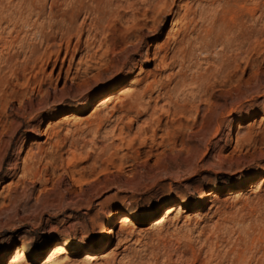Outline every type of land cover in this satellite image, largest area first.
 Masks as SVG:
<instances>
[{
    "label": "rangeland",
    "instance_id": "obj_1",
    "mask_svg": "<svg viewBox=\"0 0 264 264\" xmlns=\"http://www.w3.org/2000/svg\"><path fill=\"white\" fill-rule=\"evenodd\" d=\"M262 117L264 0H0V264H264Z\"/></svg>",
    "mask_w": 264,
    "mask_h": 264
},
{
    "label": "bare ground",
    "instance_id": "obj_2",
    "mask_svg": "<svg viewBox=\"0 0 264 264\" xmlns=\"http://www.w3.org/2000/svg\"><path fill=\"white\" fill-rule=\"evenodd\" d=\"M132 90H133V88L131 85H125L119 91L105 95L102 99L97 101L98 103L95 107L96 111L103 109L104 107L108 106L112 102H115V101L119 102V101L123 100L132 92ZM199 96H200V93H196L190 100V102H191L190 104L192 105V107L193 108L196 107L195 108L196 112H198V107L194 105V102ZM214 98H215V100H220V97L215 96ZM69 116H71V115H69ZM69 116L64 117L63 120H67L69 118ZM261 120L264 121V117H262ZM157 122H160V121H157ZM238 127H239V129L242 128L241 123H239ZM257 182L258 183H251L250 184V187H249L250 190L256 191L258 188H260L261 186L264 185V175L262 177H260L259 181H257ZM213 192L214 191H212V189L206 190L204 192V195L202 196V198L199 200L198 205L204 204L207 201H209L210 196L211 197L215 196V194H213ZM184 204H186V203H184V201H182V203H177L176 205L172 204V205L165 207V209H164L165 214L163 215V217H161V219L159 221L163 222L164 220L168 219L174 210L183 211L184 210ZM113 212L114 213L110 214L108 222L110 225H116L117 221L121 222L119 229L112 232L113 236L118 237L121 234L125 233L124 230L127 227L126 223L130 222V218H129V215L127 213H118L115 211H113ZM125 234L130 235L129 232H127ZM105 243H106V240L103 239L102 244L99 246V248L104 246ZM80 249H81L80 243H74L68 238H64L61 240L59 239L58 241H55L53 246L47 251V253L43 257L44 259H43L41 264H52L56 260V258H58L60 256H64V255L68 254V252H76ZM83 256H84L83 260H92V261L96 260V257H97L93 253H89V251H86L83 254ZM24 257H25V253H24L23 247L16 249L15 253L9 257L8 264H16V263L22 261L24 259Z\"/></svg>",
    "mask_w": 264,
    "mask_h": 264
}]
</instances>
